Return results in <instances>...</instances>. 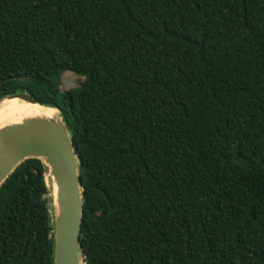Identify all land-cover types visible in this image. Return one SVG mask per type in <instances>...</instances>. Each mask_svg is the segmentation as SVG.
<instances>
[{"label":"trees","instance_id":"obj_1","mask_svg":"<svg viewBox=\"0 0 264 264\" xmlns=\"http://www.w3.org/2000/svg\"><path fill=\"white\" fill-rule=\"evenodd\" d=\"M19 92L69 128L84 264H264V0H0ZM49 170L1 185L0 264L54 263Z\"/></svg>","mask_w":264,"mask_h":264},{"label":"water","instance_id":"obj_2","mask_svg":"<svg viewBox=\"0 0 264 264\" xmlns=\"http://www.w3.org/2000/svg\"><path fill=\"white\" fill-rule=\"evenodd\" d=\"M8 98L40 104L26 92L10 94ZM32 157L44 160L57 187V202L54 199L53 206V264H83L80 160L61 117L33 116L0 127V187L21 162Z\"/></svg>","mask_w":264,"mask_h":264},{"label":"rangeland","instance_id":"obj_3","mask_svg":"<svg viewBox=\"0 0 264 264\" xmlns=\"http://www.w3.org/2000/svg\"><path fill=\"white\" fill-rule=\"evenodd\" d=\"M84 80V76H81V75H78L77 73L73 72V71H64L61 75V89L62 90H68V89H71V88H74V87H77L79 86L82 81ZM5 98V97H4ZM18 99H8L6 100L5 102H3L0 107L1 108H4L5 110L3 112H5L4 114V117L2 119H4L3 123L0 125L1 126H4L6 124H10L14 121H17V120H20V119H23V118H26V117H32V116H35L36 114H27L25 112L23 113H16L15 110H10V106H12L13 104H15V102L17 103H21L17 101ZM23 103V102H22ZM25 104V103H24ZM27 104V103H26ZM17 105V108L19 109L20 107L22 109H24L25 105H20V104H16ZM7 109V110H6ZM45 109H42V114H43V111ZM8 111H12L11 114L8 113ZM48 112V111H47ZM13 114V115H12ZM45 115V113L43 114ZM46 115H48V118H52V116H49L51 115V113H47ZM50 170L49 172L47 173V176H46V179L48 178V182H49V187H50ZM51 189V188H50ZM51 196V194H50ZM52 197V196H51ZM50 208H51V214H52V221L54 219V212H53V203L50 204Z\"/></svg>","mask_w":264,"mask_h":264},{"label":"bare ground","instance_id":"obj_4","mask_svg":"<svg viewBox=\"0 0 264 264\" xmlns=\"http://www.w3.org/2000/svg\"><path fill=\"white\" fill-rule=\"evenodd\" d=\"M14 99H18V98H14ZM5 100L1 101L0 102V105L5 102ZM18 102L21 101V103H17L15 102V104H13L12 106H10V110H15L16 113L20 112V113H27V114H36L35 116H44V117H48V115H46L47 113H51V115L49 116H52V118L54 117V114H55V111L53 108L51 107H48V106H43V105H39V104H32V103H27V102H24L22 100H17ZM23 102V103H22ZM25 103V104H24ZM27 103V104H26ZM16 104H20V105H25L24 109H22L21 107L18 109L17 108V105ZM42 109H45L43 111V114L45 113V115L42 114ZM5 109L4 108H1L0 107V125L3 123L4 119H2L4 117V114L5 112H3ZM7 110V109H6ZM48 111V112H47ZM9 114L12 113V111H8ZM13 115V114H12ZM33 117V116H32ZM27 118V117H26ZM24 119V118H23ZM23 119H20V120H17V121H14V122H20L22 121ZM13 123V122H12ZM50 175V194L52 196V203H53V206H54V199L56 200L57 202V187H56V184L53 182V177L51 175V173H49ZM57 208H59V205L57 204Z\"/></svg>","mask_w":264,"mask_h":264},{"label":"built area","instance_id":"obj_5","mask_svg":"<svg viewBox=\"0 0 264 264\" xmlns=\"http://www.w3.org/2000/svg\"><path fill=\"white\" fill-rule=\"evenodd\" d=\"M83 264H84V262H83Z\"/></svg>","mask_w":264,"mask_h":264}]
</instances>
